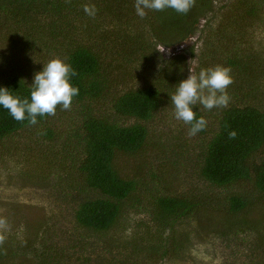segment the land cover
<instances>
[{
	"label": "trees",
	"instance_id": "1",
	"mask_svg": "<svg viewBox=\"0 0 264 264\" xmlns=\"http://www.w3.org/2000/svg\"><path fill=\"white\" fill-rule=\"evenodd\" d=\"M134 4L135 0H0V8L41 11L53 16L51 22L56 26L61 23L66 28L85 5L95 6V16L86 15L85 24L82 22L88 43H76L66 52L65 62L76 72L70 76V83L79 89L72 103L100 98L108 87L111 70L126 73L127 68L148 55L158 60V45H177L198 30L206 45L211 43V36H221V46L217 43L208 52L213 59L221 57L222 66L231 69L233 83L227 88V107L208 110L200 103L193 106L196 118L204 117L207 121L206 128L196 134L206 137L198 176L215 187L249 181L264 194V42L248 49L235 39L237 29L226 32L228 27L242 28L263 20L264 0H195L186 14L170 8L146 9L143 18L136 14ZM215 4L222 6L216 8ZM216 13H220V23L213 28L209 15ZM201 19H205L204 25L198 27ZM186 68L185 56L177 54L159 67L143 72L136 80L139 83L112 96L113 113L134 118L131 124H120L90 110L81 111L78 125L72 127L67 137L75 141L74 165L83 188V197L73 209V222L86 234L71 233L63 240L43 238L38 242L23 238L18 229L6 231L0 234L4 236L0 264H151L165 258L180 264L192 252L183 254L175 240H171L169 232L174 225L183 220H196L201 225L199 218L205 220L203 215L210 213L222 215L231 227L240 225L248 204L244 196L232 194L221 203L211 202L209 197L194 192L170 193L162 183L158 194L153 193L146 221L140 219L136 225L129 222V210L141 206V199L135 194L141 182L122 177L113 166L114 155L142 149L148 138L144 122L165 100H171L179 81L185 79ZM32 80L15 73L2 78L0 87L30 99ZM49 118L38 116V123L30 125L27 120L16 121L0 106V140L37 128ZM186 127L189 130L190 125ZM231 131L236 132L235 138L229 137ZM43 134L51 140L55 137L50 127H45ZM18 252L22 253L21 258L14 262Z\"/></svg>",
	"mask_w": 264,
	"mask_h": 264
},
{
	"label": "rangeland",
	"instance_id": "2",
	"mask_svg": "<svg viewBox=\"0 0 264 264\" xmlns=\"http://www.w3.org/2000/svg\"><path fill=\"white\" fill-rule=\"evenodd\" d=\"M215 5L216 8L222 6ZM86 15L84 10L80 15L75 14L77 19L66 28L61 23L56 26L51 22L54 17L41 11L1 7L0 80L15 73L30 80L49 59L59 57L65 61L70 46L89 41L83 25ZM219 16L220 13L209 15L213 28L219 26ZM204 21L201 19L198 27H202ZM236 29L235 39L245 48L264 42V19L242 28L228 27L226 32ZM202 36L198 30L177 45H158L159 55H155L158 60L148 55L147 59L127 68L126 73L119 69L111 70L108 87L100 98L74 102L69 110H63L61 106L43 125L1 139L0 218L6 220L7 226L0 229V234L18 229L23 238L31 237L38 242L43 238L63 240L71 233L85 235L86 232L73 222V209L83 197V188L74 165L76 156L73 154H77L75 141L67 137L72 127L78 125L81 111L90 110L94 115L108 117L123 125L135 122L134 118L113 113L110 106L112 96L139 83L136 80L143 72L159 67L177 54L185 56V78L189 72L198 75L201 69L222 65V58L213 59L208 50L217 43L221 46L218 41H223V38L211 36V43L206 45ZM144 123L148 128V138L142 149L135 153L117 152L113 158V166L122 177L141 182L135 192L141 199V206L135 205L129 210V222L136 225L140 219L146 221L153 193L158 194L160 183L167 186L170 193L175 190L194 192L209 197L211 202L221 203L229 195L238 194L248 199L240 225L231 227L217 213L204 214L205 220L199 218L201 225L196 220H183V224L174 225L169 232L171 240H175L183 254L192 252L187 253L180 264H264V194L256 191L249 181L215 187L198 176V163L206 137L189 135L187 124L175 118L171 100H165L152 118ZM45 127L53 129V140L44 136ZM21 255L19 252L14 255V262ZM151 264L172 263L165 258Z\"/></svg>",
	"mask_w": 264,
	"mask_h": 264
},
{
	"label": "clouds",
	"instance_id": "3",
	"mask_svg": "<svg viewBox=\"0 0 264 264\" xmlns=\"http://www.w3.org/2000/svg\"><path fill=\"white\" fill-rule=\"evenodd\" d=\"M195 4V0H135L136 14L143 18L147 10L163 11L173 9L177 13L186 14ZM87 15L94 17V5L84 6ZM231 69L215 65L201 69L197 74L189 72L187 78L179 81L176 91L171 95L174 105V116L177 120L190 125L189 135H196L204 130L207 121L204 117L196 118L193 106L198 102L204 108L227 107L229 95L227 88L233 83ZM76 72L59 57L49 59L40 71L35 72L32 83L29 84L30 99L12 94L9 89L0 87V106L7 109L16 121L27 120L30 125L38 123L37 117L54 116L57 106L63 110L71 108L73 97L79 94V89L70 83V76ZM236 132H229L230 138H235ZM7 226L6 220L0 218V229ZM4 236L0 235V244Z\"/></svg>",
	"mask_w": 264,
	"mask_h": 264
}]
</instances>
